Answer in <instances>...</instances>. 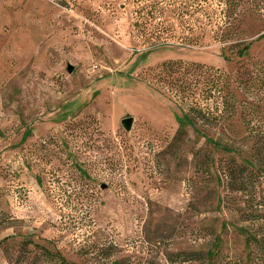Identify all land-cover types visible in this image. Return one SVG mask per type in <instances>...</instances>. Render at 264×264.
I'll return each mask as SVG.
<instances>
[{"label":"rangeland","instance_id":"rangeland-1","mask_svg":"<svg viewBox=\"0 0 264 264\" xmlns=\"http://www.w3.org/2000/svg\"><path fill=\"white\" fill-rule=\"evenodd\" d=\"M155 1L152 48V0H0V264H264V0ZM168 59L228 73L234 140H173Z\"/></svg>","mask_w":264,"mask_h":264},{"label":"trees","instance_id":"trees-1","mask_svg":"<svg viewBox=\"0 0 264 264\" xmlns=\"http://www.w3.org/2000/svg\"><path fill=\"white\" fill-rule=\"evenodd\" d=\"M175 2L179 3L180 12L178 11L176 16L180 22L185 20L184 17L187 14L185 12H188L189 3L191 7L194 6V9L188 14V17L192 19L186 18L187 21H193V13L203 14L204 9L201 0H192V2L175 0ZM232 3L231 0H222V4L225 6L223 17L226 16L224 23H231L230 9L237 6V4ZM158 4L159 2L152 0L146 9L137 10L136 13L140 15L145 11V17L144 15L139 16V18L144 19V22L137 20L134 23L135 27L141 28L140 35L143 37V44L152 48L166 45L165 40L169 39L163 36L165 28L158 22L161 18V7H158ZM226 10L228 11L227 14ZM147 25L151 26V29H148ZM225 27L227 26L225 25ZM249 46V43L244 44L239 40L230 44V48L235 49L234 53L237 57H241L249 49ZM147 73L151 80L161 83L176 97L184 101L188 107V110L182 112L174 141L183 140L184 135H186L185 126H189L197 136H201L214 144H218L222 139H226L225 141L235 139L234 134L236 132L229 128V124L238 114V100L230 88V77L226 71L201 63L168 59L149 67ZM256 133L262 134L264 130H257ZM237 183L236 189L241 190L242 182L238 181Z\"/></svg>","mask_w":264,"mask_h":264},{"label":"water","instance_id":"water-1","mask_svg":"<svg viewBox=\"0 0 264 264\" xmlns=\"http://www.w3.org/2000/svg\"><path fill=\"white\" fill-rule=\"evenodd\" d=\"M66 70L68 73H71L73 70V66L68 64L66 66ZM132 123H133V117L131 116H127L121 119V124L124 127V129L127 131L130 130Z\"/></svg>","mask_w":264,"mask_h":264}]
</instances>
